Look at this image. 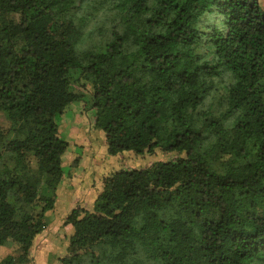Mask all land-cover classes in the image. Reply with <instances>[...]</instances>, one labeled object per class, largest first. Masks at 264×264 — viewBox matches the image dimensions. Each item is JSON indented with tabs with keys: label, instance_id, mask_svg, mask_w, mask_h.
Returning a JSON list of instances; mask_svg holds the SVG:
<instances>
[{
	"label": "trees",
	"instance_id": "1",
	"mask_svg": "<svg viewBox=\"0 0 264 264\" xmlns=\"http://www.w3.org/2000/svg\"><path fill=\"white\" fill-rule=\"evenodd\" d=\"M78 101L108 154L173 156L96 176L58 264H264L259 0H0V264H36Z\"/></svg>",
	"mask_w": 264,
	"mask_h": 264
},
{
	"label": "rangeland",
	"instance_id": "2",
	"mask_svg": "<svg viewBox=\"0 0 264 264\" xmlns=\"http://www.w3.org/2000/svg\"><path fill=\"white\" fill-rule=\"evenodd\" d=\"M259 1L261 2L264 8V0H259ZM74 76L76 78L77 74L75 73ZM74 86H75L76 91L82 92V93L86 92L81 87L80 83H76ZM5 125H7V121L4 118V116L0 113V127L5 126ZM68 125L69 127L65 126L66 129L64 130L66 131L65 134L68 136V139L70 140L71 143L64 157L65 165L66 166L67 164L71 165L72 160L73 158L74 159L76 158L77 153L80 155L81 154L84 155L83 161L80 164L81 168L78 169V171L80 170L81 172L75 176L77 177V180H76L77 184L73 185V187L69 189L68 193H66L65 191L63 192L62 190L59 191V187H58L57 194L59 191V193H61V196L63 198L65 194H67L66 200L68 201L71 199L72 193L73 195L77 193L78 197L82 195L83 193L79 194L82 187L89 186V185L92 186L91 182L92 180L96 178V176L98 178L102 174L112 172L122 167L123 168L146 167L156 160L171 158L173 156L172 153H156V154H151V155L135 156L131 153V151H123L122 153L117 154V155H110L106 152V149L103 145V141H102L103 137H102L101 131L95 130V129L90 130L87 126H85V124L84 125L78 124V123L75 124V122H71ZM73 180L74 179L72 178V181ZM86 201L88 202V204L90 203V200L86 199ZM66 207L67 209H69L70 205L65 206V208H61L62 213L66 212L67 210ZM53 219L54 221L58 222V219L60 218L55 216ZM61 222H63V220ZM50 224H51V221L49 225ZM58 227L59 229L57 231L51 229L50 235L47 238V240L51 242L47 244L48 247L45 249V251L42 252V254L39 253V251H37L36 249L33 251L36 261L38 258H40L39 259L40 264H43L44 261L46 264H56V262H58L57 257L62 252H65L67 249L66 241H67L68 236L71 234V231L69 229H65L64 226L61 224L56 226V228ZM61 242L62 243L64 242V244H60ZM16 253H18V250L15 246L14 247H10V246L1 247L0 262L8 254H16Z\"/></svg>",
	"mask_w": 264,
	"mask_h": 264
},
{
	"label": "crops",
	"instance_id": "3",
	"mask_svg": "<svg viewBox=\"0 0 264 264\" xmlns=\"http://www.w3.org/2000/svg\"><path fill=\"white\" fill-rule=\"evenodd\" d=\"M85 98H88V95ZM82 103H83L82 101H78V102H75V103H73V104L70 105V107L68 108L66 114L64 115L65 116V119H66V121L64 122V124H65L66 127H69L68 124L71 123V122H75V124L78 123V124H83L84 125V113H83L84 111H83ZM78 118H80V119H78ZM66 127H65V129H66ZM64 132L66 133L65 130H64ZM80 166L78 167V169L81 168ZM78 169L75 172H73L72 174H70L69 172H66L65 173V176H64V178H63V180H62V182H61V184L59 186V191L62 190L63 192L65 191L66 193H68L69 192V189L72 188L73 185H76L77 184V181H76L77 180V177H75V176L78 175L81 172L80 170L78 171ZM83 172H85V171H83ZM72 178L74 179L73 181H72ZM86 188H88V189H86ZM59 191H58V199H57V202H56L55 209L52 210V211H50L51 224L48 225L49 227L47 226L46 229L36 237V239L34 241L33 248L31 250L32 251V255H33V251L35 249L37 251H39V253H41V254H42L43 251H45V249L48 247L47 244L49 242H51V241H48L47 240L48 236L50 235L51 229L57 231L59 229V227L56 228V226H58L59 224L62 225L63 222H61V221L67 216V214L73 208H75L79 204H81V205L82 204L83 205L86 204L85 206H90L91 204H93V201H94V199L96 197L95 188L93 186H91V185L82 187V189L80 190V193L79 194L83 193L82 194L83 196L80 195L78 197V194L77 193L75 195H73V193H72L71 199L69 201L66 200L67 199L66 198V195L67 194H65V196L63 198L61 196V193H59ZM86 199L90 200V203L89 204L86 201ZM69 205H70L69 209H67V207H66V209H67L66 212L65 213H62L61 208H65V206H69ZM55 216H57V217L60 218V219H58V222L57 221H54L53 218ZM64 228L65 229H69L71 232L73 231L72 225L64 226ZM70 235L68 236L67 241H66V243H67V249H68V246H69V237H70ZM42 240H44V241H42ZM60 244H64V242L63 243L61 242ZM4 246L14 247L11 244H6V245L0 246V249H1V247H4ZM52 247H53V245H52ZM49 248H51V247H49ZM67 249H66L65 252H62L57 257L58 258V262H56V264L59 263V258L61 256H63L64 254L67 253ZM39 259L40 258H38L37 261H36V259L34 257V260H35L36 264H40ZM43 264H46L45 261L43 262Z\"/></svg>",
	"mask_w": 264,
	"mask_h": 264
}]
</instances>
